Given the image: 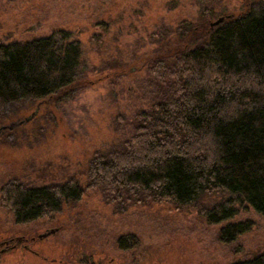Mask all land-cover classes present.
Returning <instances> with one entry per match:
<instances>
[{
  "label": "trees",
  "instance_id": "1",
  "mask_svg": "<svg viewBox=\"0 0 264 264\" xmlns=\"http://www.w3.org/2000/svg\"><path fill=\"white\" fill-rule=\"evenodd\" d=\"M226 2L196 0V20L158 33L162 53L146 66L152 96L123 144L90 159L85 186L15 178L1 187L0 204L17 223L52 217L94 190L122 212L136 205L199 208L208 223H227L219 232L225 244L252 230L251 222L233 219L240 204L264 216V0L211 27ZM167 43L174 44L164 50ZM85 66L81 43L68 31L0 42V118L7 106L69 100ZM205 197L214 204L206 206ZM118 243L134 248L138 240L128 235ZM235 264H264V254Z\"/></svg>",
  "mask_w": 264,
  "mask_h": 264
},
{
  "label": "rangeland",
  "instance_id": "2",
  "mask_svg": "<svg viewBox=\"0 0 264 264\" xmlns=\"http://www.w3.org/2000/svg\"><path fill=\"white\" fill-rule=\"evenodd\" d=\"M249 2L227 0L222 16L241 14ZM197 17L196 0H0V42L68 31L81 43L86 65L84 82L69 100L3 109L0 190L15 178L32 185L75 179L85 186L90 159L123 144L137 110L152 96L146 66L162 53L158 33ZM238 206L233 221L253 228L225 244L219 232L227 223H208L199 208L136 205L122 212L88 190L52 217L21 224L0 204V242L24 237L9 252L0 246V264H235L264 254V216L248 204ZM51 229L57 232L39 238ZM128 235L138 240L134 248L118 243Z\"/></svg>",
  "mask_w": 264,
  "mask_h": 264
},
{
  "label": "water",
  "instance_id": "3",
  "mask_svg": "<svg viewBox=\"0 0 264 264\" xmlns=\"http://www.w3.org/2000/svg\"><path fill=\"white\" fill-rule=\"evenodd\" d=\"M225 18H226L225 16L218 18L217 20H215L214 22L211 23V27L219 25L220 23H222L225 20ZM56 232H57V229H51V230L47 231L46 233L40 235L39 238L42 239V238L48 237L52 234H55ZM22 242H24V237L19 236V237L11 238V239L4 241V242H0V246H5V249L3 251L9 252V251L17 248V246L19 244H21ZM27 248H28V246H27Z\"/></svg>",
  "mask_w": 264,
  "mask_h": 264
}]
</instances>
